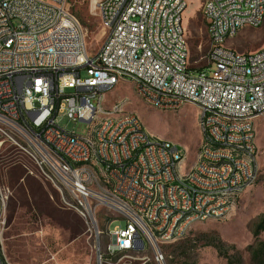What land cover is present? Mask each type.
Returning a JSON list of instances; mask_svg holds the SVG:
<instances>
[{
  "label": "built area",
  "instance_id": "obj_1",
  "mask_svg": "<svg viewBox=\"0 0 264 264\" xmlns=\"http://www.w3.org/2000/svg\"><path fill=\"white\" fill-rule=\"evenodd\" d=\"M90 1L107 34L95 56L88 53L70 0H0V145L20 147L19 139L29 143L37 166L68 190L97 237H108L103 252L97 246L102 264L105 256L147 251L156 264H165L162 246L186 238L192 219H226L236 206V185H243L245 193L258 181L254 157L259 154L256 125L264 116V46L239 53L227 43L243 29L264 24V0L204 3L207 68H214L213 77L204 71L191 74L190 55L180 46V38L188 40V0ZM124 79L142 86L153 109L198 108L203 153L191 166V176L178 169V156L186 154L143 134L140 117L125 113L122 101L97 113L107 92ZM41 100H48V107H41ZM69 102H81L82 110H69ZM106 112H115L114 121H106ZM62 116L89 125V132H69L64 138H71L72 146L54 152L50 141H57ZM100 127H107L108 141H101ZM233 131H242V138H233ZM205 145H213V152L204 153ZM169 157H176V165H168ZM126 160H143V167L122 170ZM235 160H244V167L232 168ZM73 162H86V170L75 171ZM100 163H108V171H101ZM229 173H236V180H229ZM141 177H150L155 188L138 186ZM158 182L166 183L165 192H158ZM100 184H120L132 200L100 192ZM221 193H232V201H220ZM179 194L187 195L189 213L174 208ZM191 196H198V203H191ZM0 198L3 232L9 196L1 186ZM133 203L144 205V213L130 212ZM102 207L115 215L107 225L120 223L114 234L98 227ZM0 264H9L2 233Z\"/></svg>",
  "mask_w": 264,
  "mask_h": 264
},
{
  "label": "rangeland",
  "instance_id": "obj_2",
  "mask_svg": "<svg viewBox=\"0 0 264 264\" xmlns=\"http://www.w3.org/2000/svg\"><path fill=\"white\" fill-rule=\"evenodd\" d=\"M185 15L193 75L209 71L206 59L209 37L202 10L206 0H188ZM71 13L81 23L87 39V50L95 56L102 48L107 34L100 13L90 0H70ZM264 46V24L260 28L243 29L227 43L239 53H255ZM85 76L89 73L85 72ZM103 106L109 109L115 102L125 104L127 114H137L147 132L155 139L170 141L186 154L187 170L196 162L203 142L199 120L200 111L192 105L181 111H159L144 103L130 82L123 81L106 94ZM64 130L87 135L89 125L74 122L67 116L59 118ZM258 181L236 202L233 212L223 220L196 224L182 240L162 246L165 264H261L254 262L251 247L264 242V232L254 236L255 227L264 217V116L257 125ZM20 147L5 142L0 145V186L9 199L5 212L6 225L2 242L9 264H102L97 253L109 243L106 236L97 237L90 221L81 217L75 200L57 180H51L30 156L29 143L16 140ZM45 172L49 175L48 170ZM114 214L99 208L96 221L100 231L108 234V222ZM120 223L110 225V230ZM125 221L121 222L124 225ZM103 264H156L151 251L105 256Z\"/></svg>",
  "mask_w": 264,
  "mask_h": 264
},
{
  "label": "bare ground",
  "instance_id": "obj_3",
  "mask_svg": "<svg viewBox=\"0 0 264 264\" xmlns=\"http://www.w3.org/2000/svg\"><path fill=\"white\" fill-rule=\"evenodd\" d=\"M180 46L183 48L187 55H190L189 42L187 38H180ZM126 82L131 83V79H124ZM121 82L117 83L118 86ZM134 90L138 97L146 103L148 106L153 108V102L151 99H147V94H143L142 86L133 85ZM106 102H102V106H97V113H104V107ZM41 107H48V100H41ZM69 110L71 111H81L82 103L81 102H69ZM166 111H176V109H167ZM115 112H106V121H114ZM140 127L143 128V134H149L140 118ZM101 141H108V131L107 127H100ZM64 135H69V132L60 128V134H57V141H50V148L54 150V152H62V145L64 146H72L71 138H64ZM233 138H242V131H233ZM163 142H169L170 147H178L176 144L162 140ZM203 143L200 148V153H203ZM213 145H205L204 153H212ZM186 156H178V169H183L184 176H191V169L187 170L186 164ZM254 164H258V157H254ZM168 165H176V157L168 158ZM143 167V160H126L122 163V170H134L140 169ZM244 160H235L232 161V168H243ZM73 169L75 171H85L86 170V162H73ZM101 171H108V163H100ZM229 180H236V173H229ZM257 183V182H256ZM254 183V185L256 184ZM138 186H148V188H155V181H150V177H141L138 179ZM166 183L158 182V192H165ZM100 192H104L109 195H114L122 202H130L132 200V193L127 191L125 188L120 187V184H100ZM244 193L243 185H236V193H235V202L242 196ZM220 201H232V193H221ZM191 203H198V196H191ZM187 204V195L179 194L176 196L174 200V208H181V213H189V206ZM0 208H4V200L0 198ZM130 212L133 213H144V205L141 203H133L130 204ZM224 218L219 217H208V218H198L191 220V227H194L198 223H204L210 220H223ZM2 233V226H0V235ZM108 234H114V230H110V225L108 227Z\"/></svg>",
  "mask_w": 264,
  "mask_h": 264
},
{
  "label": "trees",
  "instance_id": "obj_4",
  "mask_svg": "<svg viewBox=\"0 0 264 264\" xmlns=\"http://www.w3.org/2000/svg\"><path fill=\"white\" fill-rule=\"evenodd\" d=\"M201 71L202 70H199L198 72H201ZM262 232H264V217L259 222V224L255 227L254 236L257 238ZM250 250H251L253 261L254 262L260 261L261 264H264V242L260 243L257 248L251 247Z\"/></svg>",
  "mask_w": 264,
  "mask_h": 264
}]
</instances>
